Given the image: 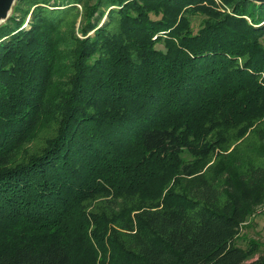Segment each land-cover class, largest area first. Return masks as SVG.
Wrapping results in <instances>:
<instances>
[{
	"label": "trees",
	"instance_id": "1",
	"mask_svg": "<svg viewBox=\"0 0 264 264\" xmlns=\"http://www.w3.org/2000/svg\"><path fill=\"white\" fill-rule=\"evenodd\" d=\"M249 132L264 136V3L16 0L0 264H264L240 237L264 144L222 154Z\"/></svg>",
	"mask_w": 264,
	"mask_h": 264
},
{
	"label": "rangeland",
	"instance_id": "2",
	"mask_svg": "<svg viewBox=\"0 0 264 264\" xmlns=\"http://www.w3.org/2000/svg\"><path fill=\"white\" fill-rule=\"evenodd\" d=\"M16 0H12V3L5 10L4 15L0 16V25L8 18L12 13V8ZM81 12V8H79ZM81 20V15H78L74 21V31L77 33L78 25ZM70 22V20H69ZM73 25V22H72ZM79 36V34L77 33ZM264 144V136L259 139L256 138L252 133H248L244 138L239 140L236 143L230 144L226 150L222 151L224 157L232 159L234 156H231L233 153L239 154L238 157L244 158L249 153L256 152L258 144ZM237 152V153H236ZM216 164V157L211 160L205 167L206 171L208 168ZM240 237L246 239V242L249 240L255 241L259 245L258 253L255 255V258L259 255H264V203L259 206L255 212L250 216L248 221L240 229ZM241 245H246L245 242H240Z\"/></svg>",
	"mask_w": 264,
	"mask_h": 264
},
{
	"label": "water",
	"instance_id": "3",
	"mask_svg": "<svg viewBox=\"0 0 264 264\" xmlns=\"http://www.w3.org/2000/svg\"><path fill=\"white\" fill-rule=\"evenodd\" d=\"M257 3H264V0H252ZM12 3V0H0V16L4 15L5 10Z\"/></svg>",
	"mask_w": 264,
	"mask_h": 264
}]
</instances>
